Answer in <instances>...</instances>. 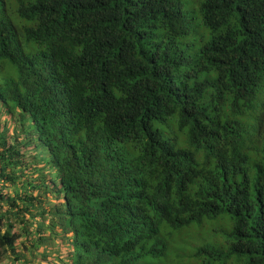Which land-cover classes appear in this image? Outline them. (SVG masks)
Returning a JSON list of instances; mask_svg holds the SVG:
<instances>
[{
  "label": "trees",
  "instance_id": "obj_1",
  "mask_svg": "<svg viewBox=\"0 0 264 264\" xmlns=\"http://www.w3.org/2000/svg\"><path fill=\"white\" fill-rule=\"evenodd\" d=\"M11 253L264 264V0H0Z\"/></svg>",
  "mask_w": 264,
  "mask_h": 264
},
{
  "label": "rangeland",
  "instance_id": "obj_2",
  "mask_svg": "<svg viewBox=\"0 0 264 264\" xmlns=\"http://www.w3.org/2000/svg\"><path fill=\"white\" fill-rule=\"evenodd\" d=\"M5 229V228H4ZM14 255L11 253L10 257L4 256V259L1 261L2 264H24V261H19L18 263L15 261L13 262L11 259L14 258ZM24 260H28L25 256H24Z\"/></svg>",
  "mask_w": 264,
  "mask_h": 264
},
{
  "label": "clouds",
  "instance_id": "obj_3",
  "mask_svg": "<svg viewBox=\"0 0 264 264\" xmlns=\"http://www.w3.org/2000/svg\"><path fill=\"white\" fill-rule=\"evenodd\" d=\"M5 229H6V227H4ZM4 229V230H5ZM32 237H33V235H32ZM24 245H23V238L21 239L20 238V240L18 241V249H20L21 250V252L23 253V255H24ZM25 252H27L28 254H29V252H30V250H26ZM30 255V254H29ZM13 257H15V256H13ZM0 264H2L1 262H0Z\"/></svg>",
  "mask_w": 264,
  "mask_h": 264
}]
</instances>
